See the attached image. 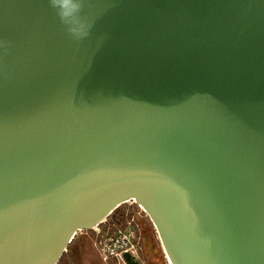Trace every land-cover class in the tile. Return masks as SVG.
Returning <instances> with one entry per match:
<instances>
[{
    "label": "water",
    "instance_id": "95a60500",
    "mask_svg": "<svg viewBox=\"0 0 264 264\" xmlns=\"http://www.w3.org/2000/svg\"><path fill=\"white\" fill-rule=\"evenodd\" d=\"M85 13L77 43L48 0H0V264H57L129 200L169 264H264V0Z\"/></svg>",
    "mask_w": 264,
    "mask_h": 264
},
{
    "label": "rangeland",
    "instance_id": "374dc122",
    "mask_svg": "<svg viewBox=\"0 0 264 264\" xmlns=\"http://www.w3.org/2000/svg\"><path fill=\"white\" fill-rule=\"evenodd\" d=\"M131 234L144 264H151L147 249L154 253L159 264H168L151 218L133 200L122 203L95 228L78 231L57 264H119L115 257H105L101 246L103 243L112 246L116 239Z\"/></svg>",
    "mask_w": 264,
    "mask_h": 264
},
{
    "label": "clouds",
    "instance_id": "9594fccd",
    "mask_svg": "<svg viewBox=\"0 0 264 264\" xmlns=\"http://www.w3.org/2000/svg\"><path fill=\"white\" fill-rule=\"evenodd\" d=\"M48 4L73 41L79 43L92 36L95 20L85 13L88 0H48ZM100 40L102 42L103 37ZM9 47L10 42L0 40V49H3L5 54Z\"/></svg>",
    "mask_w": 264,
    "mask_h": 264
},
{
    "label": "built area",
    "instance_id": "2783aa9c",
    "mask_svg": "<svg viewBox=\"0 0 264 264\" xmlns=\"http://www.w3.org/2000/svg\"><path fill=\"white\" fill-rule=\"evenodd\" d=\"M133 237L134 235L131 234L129 237L123 236L120 239H116L112 246H109L107 243H103L100 250L105 257H115L119 264H128L124 258V253L127 251L136 256L141 264H144V261L139 254L140 249H137V244L132 239Z\"/></svg>",
    "mask_w": 264,
    "mask_h": 264
},
{
    "label": "trees",
    "instance_id": "16d2710c",
    "mask_svg": "<svg viewBox=\"0 0 264 264\" xmlns=\"http://www.w3.org/2000/svg\"><path fill=\"white\" fill-rule=\"evenodd\" d=\"M147 252H148V259H149V262L151 264H159V261H157L154 257V253L150 250V249H147Z\"/></svg>",
    "mask_w": 264,
    "mask_h": 264
},
{
    "label": "bare ground",
    "instance_id": "6f19581e",
    "mask_svg": "<svg viewBox=\"0 0 264 264\" xmlns=\"http://www.w3.org/2000/svg\"><path fill=\"white\" fill-rule=\"evenodd\" d=\"M162 247H163V245H162ZM163 252H164V254H165V256L167 257V260H168V256H167V254H166V252L164 250V247H163ZM168 264H169V261H168Z\"/></svg>",
    "mask_w": 264,
    "mask_h": 264
}]
</instances>
